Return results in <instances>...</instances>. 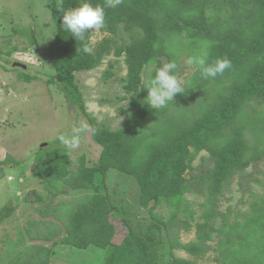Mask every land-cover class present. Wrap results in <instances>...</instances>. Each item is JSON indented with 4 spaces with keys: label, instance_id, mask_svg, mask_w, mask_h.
<instances>
[{
    "label": "trees",
    "instance_id": "trees-1",
    "mask_svg": "<svg viewBox=\"0 0 264 264\" xmlns=\"http://www.w3.org/2000/svg\"><path fill=\"white\" fill-rule=\"evenodd\" d=\"M57 2L48 0L49 18L45 24L52 31L55 74L51 80L82 106L76 73L96 68L113 50L116 56H124L127 66L121 97H130L120 129L97 128L90 120V128L97 130L91 136L100 146L93 167L85 165L82 157L76 170L67 169L71 161L64 149H40L35 154V174L49 182L51 188L62 185L72 190L86 187L95 191L84 199L86 202L67 210L61 242L78 249L90 245L106 248L100 264H158L164 256L160 251L163 238L199 257L209 249L206 243L213 240L216 232L222 264H264V200L240 222L230 223L227 212L214 210L231 176L241 174L264 155L260 138V129L264 135V106L255 115L248 114L246 109L252 100L264 105V0H123L115 9L105 8L106 27L101 31L112 36L96 43L91 55L84 53L82 42L65 29ZM84 2L104 4V0H64L63 8L74 9ZM203 22L209 24L214 37L199 36ZM121 31L128 34L129 41L119 44L114 37ZM194 44L197 46L191 52L196 48L198 54L203 50L209 52L208 63L227 57L232 67L215 78H203L198 70L195 81L190 80L184 87L185 93L175 97L173 110L170 103L166 108H151L146 81H142L144 66H150L161 55L172 61ZM159 67L158 62L147 80L154 77ZM111 74L107 69L103 76ZM24 79L31 78L26 75ZM81 110L85 114L82 107ZM203 150L210 156L211 167L201 173L194 186L196 191V187L204 191L203 206L207 208L201 214L203 221L195 225L197 242L182 245L177 233L180 229L190 231L191 225L177 217H194L183 195L187 188L195 192L184 174ZM113 169L135 179L138 202L147 207L151 203L150 208L165 204L171 209L168 216L153 214L150 222L128 219L131 208L102 194L106 176ZM11 210L12 206H5L0 217ZM217 215L221 220L219 226L215 223ZM115 222L126 229L120 242L113 240ZM50 223L40 221L35 226L31 222L27 226L30 238L58 237L60 228ZM166 262L195 264L194 260L175 257ZM0 263L50 264V249L40 244L26 245L9 259L0 257Z\"/></svg>",
    "mask_w": 264,
    "mask_h": 264
},
{
    "label": "rangeland",
    "instance_id": "rangeland-1",
    "mask_svg": "<svg viewBox=\"0 0 264 264\" xmlns=\"http://www.w3.org/2000/svg\"><path fill=\"white\" fill-rule=\"evenodd\" d=\"M47 3L48 0H0V162H3L0 164V203L3 204L0 211L5 206H12L8 215L0 217V257L9 259L13 254L20 253L26 245L40 244L50 249V264H100L106 248L90 245L85 249H78L61 242L66 231L63 219L66 218L67 210L86 202L84 199L95 191L86 187L72 190L71 187L62 185L57 186V189L51 188L49 182L35 174L38 164L35 154L40 149H64L71 161L67 169L76 170L82 157L85 165L93 167L100 153V146L94 142L91 131L75 150L67 148L57 137L65 133L70 135L73 127L82 122L90 125L91 119L97 128L118 130L122 127L130 101L128 95L121 97L124 96L122 78L127 74V66L124 56H116L111 50L96 68L76 73L82 106L70 94L62 92L57 82L51 80L55 71L52 65V31L45 25L49 18ZM198 34L204 39L215 36L207 22H203ZM111 36L109 32L100 30L90 33V42L94 47L102 38ZM114 38L119 44L129 41L128 34L123 31ZM196 46L194 44L173 58L178 65L174 74L182 79L183 87L190 80L195 81L194 74L198 69L187 65L186 60L198 54L197 48L191 52ZM170 61L171 58L161 55L150 66H144L142 81H147L158 62L161 67ZM107 69L112 74L105 78L103 73ZM26 75L31 79H24ZM201 88L198 87V90ZM169 103L170 106L173 104ZM263 106L252 100L246 106L247 113L255 115L261 112ZM173 108L174 106L171 110ZM260 134L264 147L261 129ZM247 136L250 137L251 134L247 132ZM43 143L46 145H42ZM191 165L184 176L188 186L191 187L192 184L195 190L194 184L198 182V177L211 167L208 152L200 151ZM104 185L105 189H101L104 190L101 193L108 194L115 202L131 208L127 218L134 222L135 219L150 222L153 214L166 218L171 210L165 204L150 208L151 203L147 207L138 202L136 181L126 173L110 170ZM196 189L197 191L192 192L187 188L183 195L189 208L194 211V217L182 214L177 217L186 219L191 225L190 231L180 229L177 233L178 242L182 245L197 242L195 225L203 221L201 214L207 208L203 206L206 200L204 191ZM262 200L264 155L252 162L241 174L231 176L218 196L214 210L227 212L230 223L240 222ZM40 221L58 225L60 235L51 240L30 238L27 226L31 222L36 226ZM118 222H115V242H120L126 232L125 227ZM220 222V216L217 215L216 225L219 226ZM216 241L217 234L214 232L213 240L206 243L209 249L203 255L195 257L183 247L173 246L163 238L160 251L164 256L157 262L168 264L166 261L175 257L194 260L195 264H222L221 249H217Z\"/></svg>",
    "mask_w": 264,
    "mask_h": 264
},
{
    "label": "clouds",
    "instance_id": "clouds-1",
    "mask_svg": "<svg viewBox=\"0 0 264 264\" xmlns=\"http://www.w3.org/2000/svg\"><path fill=\"white\" fill-rule=\"evenodd\" d=\"M123 3V0H104V4L93 5L89 2L79 4L74 9L65 10L64 0H58L56 8L63 13L65 29L71 33L76 40L82 42V51L86 54H93V44L89 41L90 33L99 32L106 27L105 8L115 9ZM209 52L201 51L199 54L190 56L186 64L194 66L199 70L203 78H215L232 67V62L227 58H218L213 63H208ZM178 65L175 60L164 63L155 71L154 77L145 82L148 90L147 103L153 109L166 108L169 102H173L178 94H184L182 79L174 74ZM95 133L97 130L90 128L87 122H82L79 126L73 127L71 134H61L57 137L59 141L69 149H77L81 145L84 136L89 132ZM3 204L0 203V207Z\"/></svg>",
    "mask_w": 264,
    "mask_h": 264
},
{
    "label": "water",
    "instance_id": "water-1",
    "mask_svg": "<svg viewBox=\"0 0 264 264\" xmlns=\"http://www.w3.org/2000/svg\"><path fill=\"white\" fill-rule=\"evenodd\" d=\"M42 145H46V143H43Z\"/></svg>",
    "mask_w": 264,
    "mask_h": 264
}]
</instances>
